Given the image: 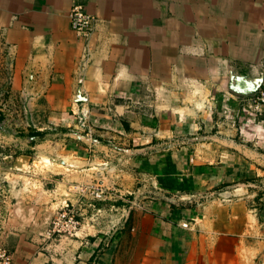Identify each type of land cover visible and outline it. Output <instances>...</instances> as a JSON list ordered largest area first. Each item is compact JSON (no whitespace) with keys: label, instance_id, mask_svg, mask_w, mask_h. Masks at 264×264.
<instances>
[{"label":"crops","instance_id":"1","mask_svg":"<svg viewBox=\"0 0 264 264\" xmlns=\"http://www.w3.org/2000/svg\"><path fill=\"white\" fill-rule=\"evenodd\" d=\"M74 3L96 17L81 73ZM263 77L264 0H0V244L15 264H264V105L242 110ZM97 188L93 225L48 233Z\"/></svg>","mask_w":264,"mask_h":264},{"label":"built area","instance_id":"2","mask_svg":"<svg viewBox=\"0 0 264 264\" xmlns=\"http://www.w3.org/2000/svg\"><path fill=\"white\" fill-rule=\"evenodd\" d=\"M70 27L75 32L76 36L82 40L83 49L82 54L78 60L79 73L86 68L90 57L89 40L95 29L96 18L88 12L86 7L81 3H74L68 12ZM76 108L73 112L77 129L82 131L88 129L89 108L83 102L80 96L76 99ZM264 105V81H262L258 90L249 98L242 110L254 119L258 116V107ZM249 121V120H248ZM1 183V182H0ZM91 199L85 203L86 207L93 209V213L87 218L81 213V209L75 205H66L59 209L55 216L50 221V235H75L78 229L83 224L93 225L99 217V208H96L93 200L103 199L105 192L101 188L92 189L90 191ZM188 225L187 222L182 223L183 227ZM0 264H15L12 260L11 254L4 246L0 244Z\"/></svg>","mask_w":264,"mask_h":264},{"label":"rangeland","instance_id":"3","mask_svg":"<svg viewBox=\"0 0 264 264\" xmlns=\"http://www.w3.org/2000/svg\"><path fill=\"white\" fill-rule=\"evenodd\" d=\"M89 12V11H88ZM91 13V12H90ZM93 15V13H91ZM94 16V15H93ZM95 17V16H94ZM96 18V17H95ZM206 46L209 47L210 45H204V48L206 49ZM220 47H225L226 48V45H220ZM262 81H264V77L262 78L260 84L258 85L256 91L258 90L259 86L261 85ZM255 91V92H256ZM254 92V93H255ZM253 95V94H252ZM250 183H254V184H251L249 187H248V191L250 192H253L255 197H257L258 195H261L262 193V189H261V184L260 183H263V182H260V181H254V182H250ZM215 193H211V195H213Z\"/></svg>","mask_w":264,"mask_h":264}]
</instances>
